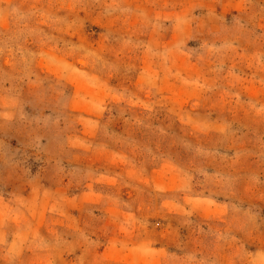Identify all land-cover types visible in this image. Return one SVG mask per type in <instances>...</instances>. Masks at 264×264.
Masks as SVG:
<instances>
[{
    "label": "rangeland",
    "instance_id": "1",
    "mask_svg": "<svg viewBox=\"0 0 264 264\" xmlns=\"http://www.w3.org/2000/svg\"><path fill=\"white\" fill-rule=\"evenodd\" d=\"M0 264H264V0H0Z\"/></svg>",
    "mask_w": 264,
    "mask_h": 264
}]
</instances>
